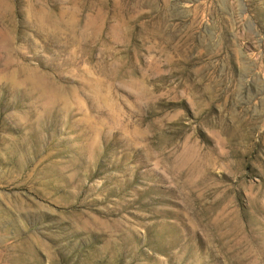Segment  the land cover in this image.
Listing matches in <instances>:
<instances>
[{
    "label": "rangeland",
    "instance_id": "1",
    "mask_svg": "<svg viewBox=\"0 0 264 264\" xmlns=\"http://www.w3.org/2000/svg\"><path fill=\"white\" fill-rule=\"evenodd\" d=\"M0 264H264V0H0Z\"/></svg>",
    "mask_w": 264,
    "mask_h": 264
}]
</instances>
